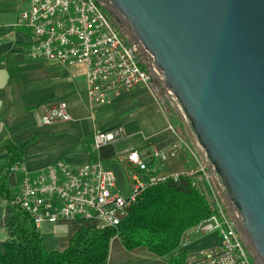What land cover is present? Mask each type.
<instances>
[{
	"label": "water",
	"instance_id": "95a60500",
	"mask_svg": "<svg viewBox=\"0 0 264 264\" xmlns=\"http://www.w3.org/2000/svg\"><path fill=\"white\" fill-rule=\"evenodd\" d=\"M182 112L264 264V0H102Z\"/></svg>",
	"mask_w": 264,
	"mask_h": 264
},
{
	"label": "built area",
	"instance_id": "2783aa9c",
	"mask_svg": "<svg viewBox=\"0 0 264 264\" xmlns=\"http://www.w3.org/2000/svg\"><path fill=\"white\" fill-rule=\"evenodd\" d=\"M20 24L30 28L33 41L28 48L32 59L58 62L66 67L86 69L88 94L97 105L111 102L110 94L128 91L136 85H149L154 73L142 68L140 51L133 40L125 41L100 7L99 0H23ZM156 74V73H155ZM158 75V74H157ZM42 122L70 120L68 103L60 101L41 106ZM174 142L155 149L149 158L137 149L126 155L131 193L124 195L111 168L86 164L74 168L60 161L38 173L22 169L23 179L11 204L29 213L36 228L59 218L97 219V227H117L128 215L130 206L148 189L184 175L204 193L211 215L186 230L180 248L187 247L195 235L216 231L222 245L186 255L184 264H252L238 224L215 182L204 157L195 144L170 126ZM125 136L122 126L94 135L93 148ZM186 148L193 162L183 172L164 174L169 161ZM21 167L13 166L12 171Z\"/></svg>",
	"mask_w": 264,
	"mask_h": 264
},
{
	"label": "crops",
	"instance_id": "0c3cea01",
	"mask_svg": "<svg viewBox=\"0 0 264 264\" xmlns=\"http://www.w3.org/2000/svg\"><path fill=\"white\" fill-rule=\"evenodd\" d=\"M26 7L23 0H0V168L10 157L8 147L23 145L22 161L14 164L21 169L9 175L10 185L17 192L24 175L22 169L35 174L63 161L74 168L86 164L111 168L120 190L129 196V151L137 149L149 158L155 149L174 142L172 125L161 100L165 87L153 82L139 84L118 95L111 93L110 103L97 105L88 94L84 66L66 67L28 55L33 32L20 24ZM60 101L68 103L72 118L43 123L41 106ZM116 126L124 128L125 136L94 149L95 133ZM183 149L169 161L164 174L191 168V157ZM98 224L97 219L59 218L44 222L39 231L48 250L63 251L82 226ZM0 237V241L7 238L4 227H0ZM221 245V236L211 231L195 235L185 248L159 256L143 246L128 250L121 238L114 236L108 258L102 264H184L187 254Z\"/></svg>",
	"mask_w": 264,
	"mask_h": 264
},
{
	"label": "trees",
	"instance_id": "16d2710c",
	"mask_svg": "<svg viewBox=\"0 0 264 264\" xmlns=\"http://www.w3.org/2000/svg\"><path fill=\"white\" fill-rule=\"evenodd\" d=\"M22 148L9 146L8 162L0 168V227L7 233L0 241V264H102L114 236L128 250L143 246L166 256L179 248L186 230L212 213L209 200L191 179L168 178L146 190L117 227L82 226L65 250H48L31 215L10 202L17 190L11 187L9 175L22 161Z\"/></svg>",
	"mask_w": 264,
	"mask_h": 264
},
{
	"label": "rangeland",
	"instance_id": "374dc122",
	"mask_svg": "<svg viewBox=\"0 0 264 264\" xmlns=\"http://www.w3.org/2000/svg\"><path fill=\"white\" fill-rule=\"evenodd\" d=\"M99 1H100V7H101L102 11L107 16V18L112 23H114L115 28H117L121 32V35H122L123 39L125 41H128V42L130 40H132V38L129 36L127 31L121 25V23L116 18V16L113 14V12L109 9V7L105 3H103L102 0H99ZM139 51H140V49H139ZM139 53H140V56H141L142 64L146 65V67L149 68L152 71V73H154L153 85H154V83H156L158 85L159 84L162 85L163 82H162L161 78L157 75L156 72H154L153 67L150 65V63L145 58L143 53L141 51ZM163 86H164V84H163ZM165 90L166 91L164 92V96L161 95V100H162V105L165 108V111L168 113V116H169V119H170V124L172 125V127H174V129H176L178 131V133L180 135H182L187 140L192 141L195 144V146H196V142L194 141V139L191 137L189 131L187 130L186 123H185L184 116H183L182 112L176 106V104L172 100V98H171V96H170V94H169V92L167 91L166 88H165ZM183 151H185L188 155L190 154L189 151L186 148H184ZM223 207L226 208V209L229 208L228 205L226 203H224V202H223ZM242 236H243V234H242ZM3 237H4V235H3ZM3 237H0V238H3ZM243 239L245 241V250H246L247 255H248L249 259H250V262L252 264H260L258 259L255 256L254 252L252 251L250 245L248 244L246 238L243 237Z\"/></svg>",
	"mask_w": 264,
	"mask_h": 264
},
{
	"label": "bare ground",
	"instance_id": "6f19581e",
	"mask_svg": "<svg viewBox=\"0 0 264 264\" xmlns=\"http://www.w3.org/2000/svg\"><path fill=\"white\" fill-rule=\"evenodd\" d=\"M154 72H156V71L154 70Z\"/></svg>",
	"mask_w": 264,
	"mask_h": 264
}]
</instances>
